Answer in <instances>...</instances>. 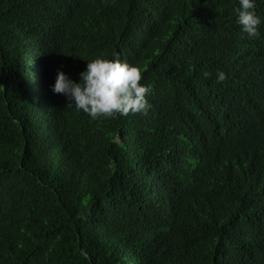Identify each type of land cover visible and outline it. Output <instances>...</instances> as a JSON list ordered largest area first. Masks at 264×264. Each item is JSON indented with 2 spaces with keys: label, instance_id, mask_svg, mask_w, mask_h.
<instances>
[{
  "label": "trees",
  "instance_id": "trees-1",
  "mask_svg": "<svg viewBox=\"0 0 264 264\" xmlns=\"http://www.w3.org/2000/svg\"><path fill=\"white\" fill-rule=\"evenodd\" d=\"M254 2L257 38L239 0H0V264H264ZM117 55L147 114L92 120L53 91Z\"/></svg>",
  "mask_w": 264,
  "mask_h": 264
},
{
  "label": "clouds",
  "instance_id": "clouds-1",
  "mask_svg": "<svg viewBox=\"0 0 264 264\" xmlns=\"http://www.w3.org/2000/svg\"><path fill=\"white\" fill-rule=\"evenodd\" d=\"M235 9L237 23L249 38L260 36L261 19L256 13L254 0H239ZM209 73H205L208 76ZM226 74L218 71L217 80L224 81ZM143 72L139 65L121 60L97 56L87 62L86 70L80 73V81L70 79L58 71L53 91L67 96L77 111L87 114L92 120L112 119L117 115L147 114L151 105L147 100L150 88L141 83Z\"/></svg>",
  "mask_w": 264,
  "mask_h": 264
}]
</instances>
